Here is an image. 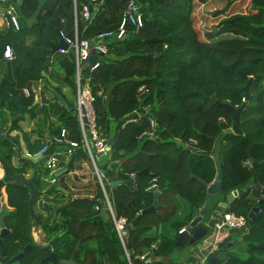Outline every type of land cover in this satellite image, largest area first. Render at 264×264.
Returning a JSON list of instances; mask_svg holds the SVG:
<instances>
[{"label":"trees","instance_id":"trees-1","mask_svg":"<svg viewBox=\"0 0 264 264\" xmlns=\"http://www.w3.org/2000/svg\"><path fill=\"white\" fill-rule=\"evenodd\" d=\"M137 1L146 8L142 26L138 30L127 26V33L120 39L115 34L106 37L107 53L99 58L95 69L88 66L84 70L81 80L84 83L86 79L95 97L99 131L107 136L112 133L115 140L106 156L119 164L108 179L122 181L112 188V201L116 215L129 220L125 244L131 262L144 264L138 256L150 250L154 253L151 264H170L165 258L176 248L178 231L206 200V188L199 179L207 184L214 180V138L224 134L219 147L223 194L249 185L245 194L234 198L223 211L246 218L241 236L248 255L241 258L227 253L225 264H264V204L252 218L248 217L254 201L264 197V0ZM84 4L93 15L89 23L81 17ZM94 5L88 0L17 1L19 16L26 23L20 21L19 30L0 33V59L5 45H11L15 58L5 62L9 81L4 85L24 105H31L34 96L25 97L22 89L39 79L48 80V55L58 41V32L73 35L74 7L79 36L94 39L99 33L117 31L124 11L121 0H103L96 8ZM236 7L244 10L236 11ZM57 61L65 76L51 72L49 77L75 88L73 62L66 55L58 56ZM249 77L248 98L244 99L243 87ZM142 85L145 92L141 103L151 108L136 119L132 112L140 106L138 89ZM226 102L237 107L244 104L241 133L231 130L232 114L220 105ZM55 109L60 124L54 133L66 127L70 137L79 140V124L72 109ZM149 116L157 123L158 140L144 133L150 129ZM2 140L9 145V157L13 152L11 142ZM77 153L88 158L81 149ZM76 154L69 164L77 159ZM249 155L253 164H248ZM101 167L105 170L106 164ZM10 172L21 175L24 168L10 167ZM138 172L129 183L127 180ZM153 178L162 190V205L142 213L154 200L153 190H146ZM91 185L95 190L91 197L69 198L55 210L52 220H41L33 203H28L29 189L18 182L7 183L2 200L16 212L5 220L10 232L0 246V264L28 243L31 248L17 260L19 264H58L42 260L45 252L31 235L33 222L41 224L49 243L55 238L52 250L59 259H69L79 241V264H104V257L108 264H127L106 211L103 207L95 210L103 198L101 188L94 178ZM34 191L33 200L38 195ZM177 198L187 206L184 220L177 218ZM165 223L175 232L174 237L158 231Z\"/></svg>","mask_w":264,"mask_h":264},{"label":"crops","instance_id":"crops-1","mask_svg":"<svg viewBox=\"0 0 264 264\" xmlns=\"http://www.w3.org/2000/svg\"><path fill=\"white\" fill-rule=\"evenodd\" d=\"M97 6L98 5L95 4L94 8H96ZM2 8H3L2 5H0V12ZM20 21H22V24L26 23L21 18ZM11 29L12 28L10 27H6L0 18V33H5L7 30H11ZM90 55H96L98 57V54L96 53L95 50H92ZM58 56H62V54H56L53 60L49 62L48 72H47L48 80L39 79L31 83V86L29 88L31 90L30 94H33L34 96L33 103L29 106H26L19 101L23 106H26V111L23 116L15 119V115L18 113L17 107L8 100L5 99L2 101L0 100V133H8L10 136L16 139V143L9 140L11 142L10 146L12 147L13 152L8 157L9 145L3 144L4 141L2 140V138L5 137L0 136V153L3 154L0 157L4 159L9 169L10 167L16 169L24 168V172L21 175L25 179L28 180L31 179L33 181V188L38 191V195L34 200L32 199L31 202L33 203V210L35 214L41 220L43 219L52 220L55 217V210L58 207L65 204L69 198L91 197L95 192L93 186L91 185V180L93 177L92 175L89 176L88 172L86 171L89 169V166L91 165L90 161L88 160L87 157L81 156L78 153L76 154V152L79 149H76L74 151V153L77 155V159L72 164H69V160L71 157L69 158L62 157V162H61L62 165L54 166L51 169H48L45 166L44 155H40V157L37 160H33L22 156L23 153L34 154V155L38 154L37 153L38 150L44 144L46 139H48V134L52 135L56 131L57 126L60 124V122L58 120V115L56 114L55 107H65L66 109L68 108L67 109L68 111L74 109L75 88L73 87V85L69 82L53 80L49 77V74L51 72L58 73L61 77L65 76L63 68L57 61ZM6 61L7 59H5L4 57L3 59H0V79L4 76L6 70L8 71V69L4 70V65ZM89 65H90L89 61L83 64L81 69V80L84 77L83 76L84 70ZM73 80L75 83V79ZM84 83L87 84L86 79ZM37 85H39L40 88H38ZM4 89L8 93L12 94V92L8 90L5 87V85H4ZM53 89L56 90L63 97V101H61L56 97V95L53 93ZM14 120H17V122H14ZM52 146L55 145H51V148ZM55 149L57 150L59 148L55 147ZM82 151L84 152V150ZM101 156L103 155H100L99 158ZM118 164L119 162L107 161L106 169L105 170L102 169V170L105 172V174L108 177L112 173H114V171L117 169ZM99 166L101 167L102 164H100ZM54 173L55 176L53 175ZM69 174H71L72 177L68 180L67 176ZM112 181L108 179L106 183V190L109 195H112V188H113L111 184ZM6 184H4L1 187V194H0V210L2 208H6L7 210V213L4 215V222L8 216L14 215L16 212L15 208L7 206V204L3 203L2 199L4 198V195L6 193L5 192ZM72 190H74V192H71ZM177 202H178L177 218L179 220H184L187 214V206L179 198H177ZM219 217L220 215L213 214L210 220H204L203 223H201L202 226L207 228V233L200 240H197L192 244L186 243L191 245L189 247H185L186 244H184L183 246H176V248H174L177 249V247H183L182 250H185L187 248V250H185L188 253L187 257L178 258L177 259L178 264H204V263L206 264L208 258L206 259L205 262V257L207 256L208 253V247L206 246V244L203 243V240L205 238L212 239L213 225L215 221L219 219ZM57 219H59V215L57 216ZM159 226H160L158 228L159 232H163L165 235L168 236H173V237L175 236V232L169 228L168 223L161 224ZM8 229L10 232V228ZM242 231L243 228L229 229L228 236H232L231 239L232 243H234L235 241L234 239L235 234H237L239 237H242L241 236ZM59 234L62 235L63 232ZM31 235L33 237V240L36 243H38L40 247L49 244V239L47 238L46 233L43 231L41 224L33 222V225L31 227ZM0 246H2V244H0ZM221 250L223 249L220 248L218 250H215L213 253H215L216 255ZM149 255H151L150 250H149ZM170 255H168L165 258L166 262H168L167 260ZM150 257L153 256L151 255ZM169 261L171 260L169 259ZM6 262H4L3 264H5ZM151 262H152V258H149L148 264H151ZM174 262L175 261L169 263L177 264ZM144 264H147V262L146 263L144 262ZM216 264H225V263L222 261H217Z\"/></svg>","mask_w":264,"mask_h":264},{"label":"built area","instance_id":"built-area-1","mask_svg":"<svg viewBox=\"0 0 264 264\" xmlns=\"http://www.w3.org/2000/svg\"><path fill=\"white\" fill-rule=\"evenodd\" d=\"M92 4H101L103 0H88ZM0 5H2V10L0 12V18L6 27H10L14 30L20 29V16L18 12L17 0H0ZM91 12L87 4L82 6L81 17L83 20L91 18ZM128 21L129 26H132L134 30H138L143 24V11L141 5L137 0H127L126 6L124 7L121 23L118 26L116 32H103L95 36L94 39H87L79 36L78 33V14L76 8L74 7L73 13V35L69 36L60 30L59 37H61L67 44V48H59L55 51H51L48 55L49 62H51L56 54L66 55L69 61L73 62L75 66V106H74V116L76 117L81 137L79 140L70 137L69 130L66 127H61L57 133L50 135L44 144L38 150L39 155L45 156V166L51 169L54 166L62 165V157L69 158L72 156L76 149L84 150L88 155V160L90 161L92 167V177L99 184L101 191L103 193V198L100 204L95 205V210H100L102 207L106 211L107 218L113 223L114 229L117 233L120 244L123 248L124 255L127 260V264H132L130 253L126 248V238L128 234L129 220L125 216H118L115 213L114 205L112 201V195H109L106 190V183L108 180L107 175L99 166L97 160L99 157L96 153L105 152L107 146V135L102 134L99 131L96 113L94 109L95 97L92 94L91 88L88 84L81 81V69L84 63L88 62L89 56L92 50H95L98 54L97 60L93 65H89L90 70L95 69L98 65V59L107 53V45L105 42L106 37L113 36L120 39L127 33L126 22ZM70 49L73 50V54L70 53ZM3 57L7 60H12L15 58L14 51L11 45L6 44L3 50ZM40 88L39 85H37ZM145 92L144 86H140L138 89V99L140 101V106L138 109L134 110L132 114L135 115L137 119L139 116L145 115L151 107H146L141 103V96ZM22 93L25 96H29L31 90L29 87H24ZM237 107V106H235ZM132 118V120H136ZM150 122V129L144 132L151 139L158 140V135L156 133L157 123L155 119L151 116L148 117ZM190 142L195 143L194 139H190ZM51 145H55L59 149L51 150ZM190 148L189 143L187 144ZM132 177V176H131ZM159 190L156 178H153L150 184L147 186L146 190ZM102 210V209H101ZM246 226V218L241 215H235L230 212H222L219 219L215 221L213 225L212 239L205 238L203 243L208 247V253L205 257L206 259L215 250H218L219 243L226 238L229 233V229L232 228H244ZM185 227V226H184ZM182 227L179 231L183 230ZM178 231V232H179ZM139 259L143 263L149 262V250L140 254ZM205 264V263H204Z\"/></svg>","mask_w":264,"mask_h":264},{"label":"water","instance_id":"water-1","mask_svg":"<svg viewBox=\"0 0 264 264\" xmlns=\"http://www.w3.org/2000/svg\"><path fill=\"white\" fill-rule=\"evenodd\" d=\"M21 1L22 0H18L19 3ZM121 2L123 4V6L125 7L127 0H121ZM141 9H142V11L146 10V8L144 6H141ZM92 16L93 15H91V17ZM90 20H91V18L85 20L84 23H89ZM126 25L129 26L128 21L126 22ZM59 48H67V44L65 43V41L61 37L58 38L57 42L52 44L51 50L55 51ZM69 51H70V53L73 54L72 49H70ZM96 60H97L96 55H90L89 56L88 61H89L90 65H93ZM100 61L101 60L98 59V62H100ZM250 80H251V77H249L248 82L243 87L244 94H245L244 99L248 98V88H249ZM7 81H9V75H8V71L6 70V73L0 79V100L1 101L4 99L8 100L17 107L18 113L15 115V119H16V118H19V117L24 115V113L26 111V106H23L19 102V100L16 96L8 93L4 89V84ZM53 93L56 95V97L58 99L63 101V97L56 90L53 89ZM220 105L226 111H228L232 114L231 130L233 132H236V133H241L242 131H241V127H240V121H241V112L244 108V104H242L241 106H238V107L230 105L227 102L222 103ZM0 136H3L6 139L11 140L14 143H16V139L13 138L12 136H10L8 133H0ZM49 136L50 135L48 134V138H49ZM223 138H224V134H221L217 138H214L215 145H214V150L211 153V157L213 158V160L215 162V166L217 167V170H216V173L214 176V180L207 184L204 181H202L201 179H199L201 184L203 186H205V188H206V192H207L206 200H205L204 204L201 206V208L199 209L198 213L189 221V223L184 227L183 230L178 232L177 238L175 241L176 246H183L186 243L192 244L195 241L200 240L207 233V228L202 226L201 223H203L204 220H210L211 216L213 214L221 215L222 212L228 207L229 203L234 200V198L244 195L245 192L249 188V185H245L243 188L234 189L226 195L223 194V183H222L223 172H222V168L220 167L221 162H220V157H219V147H220V143L223 140ZM114 143H115V140L112 137V133H110L108 140H107V146L105 148L106 153H110L111 147L114 145ZM102 154H103L102 152H99V153L97 152L96 156L99 157ZM22 156H24L26 158L33 159V160H37L40 157L39 154L34 155V154H28V153H23ZM262 162L263 161H261L259 163H262ZM253 163H254V160L249 155L248 164H253ZM0 164H1V168L3 169V176L0 178V194H1V187L4 184H6L8 182H18V183L23 184L29 188L30 197L28 199V203H31L32 199L35 196V192H34V188H33V181L31 179H29V180L25 179L22 175H13L10 172L9 167L7 166V164L5 163V161L2 157H0ZM145 170H143V171H145ZM139 173L140 172L136 173L127 181L129 183L133 182V180L135 179V177L137 175H139ZM121 182L122 181H120V180H115V181H112L111 184L114 187L116 185H119ZM153 193H154V200H153L152 204L149 207L142 210V213L154 211L162 205L161 202L159 201L162 190L157 189V190H154ZM212 202H215V203H212ZM260 204H264V197L254 201L253 207L251 208V210L248 213L249 218H252L256 214V212L259 210ZM6 213H7L6 208H2L0 210V244H2V240H3L4 235L9 232V229L6 227L5 222H4V215ZM59 236H61V234H59ZM231 239H232V236H227L226 238H224L219 243L218 248L219 249L221 248L223 250L218 252L216 255L211 256V258L209 260L210 264H216L217 261H222L224 263L226 262L228 249L232 250L234 247L233 243L231 242ZM53 241L51 243L47 244L46 246H41V248L45 252V257L42 259L43 261H51V262H56V263L58 262V264H79L76 262V250L79 247V243H80L79 241L77 242V244L75 246V250L73 251L72 256L69 259H66V258H60L59 259L58 258V255L56 253H54V251L52 250V247H51V244L53 243ZM30 248H31V244L30 243L26 244L20 252H18L13 257H11L5 264H10L12 262L17 261ZM151 255L153 256L154 253L151 252ZM104 264H108L106 257H104Z\"/></svg>","mask_w":264,"mask_h":264},{"label":"rangeland","instance_id":"rangeland-1","mask_svg":"<svg viewBox=\"0 0 264 264\" xmlns=\"http://www.w3.org/2000/svg\"><path fill=\"white\" fill-rule=\"evenodd\" d=\"M243 6H246V5H244V3L242 4ZM207 8V7H206ZM249 5H247L244 9L245 10H249ZM244 9H242V8H235V10L236 11H243ZM73 105V104H72ZM71 113H72V115L74 114V109H72L71 111H70ZM107 156H106V154H104L103 156H101V160L100 161H98V163L100 164H102V165H105L106 163H107ZM215 162H213V165H215L214 164ZM87 172H88V175L89 176H91L92 175V167H91V165L89 166V169L88 170H86ZM54 176H55V173L53 174ZM72 177V175L71 174H69L68 176H67V179L69 180L70 178ZM90 180H91V178H90ZM92 180H93V178H92ZM91 180V184L93 183V181ZM71 192H74V190H72ZM234 239H235V241H234V243H233V246L235 245V248L233 247V249L232 250H230V249H228V253H233V254H237V255H239L241 258H245V257H247V255H248V252H247V249H246V242H245V240H244V238H242V237H239L237 234H235V236H234ZM189 246H191L190 244H186L185 245V247H189ZM191 248V247H190ZM183 249V247H177V249H174L173 250V252H172V254L169 256V258H168V262H173V261H175L174 263H177V259L178 258H182V257H187V255H188V253L185 251V250H187V248L185 249V250H182ZM235 249V250H234ZM229 251H231V252H229ZM186 252V253H185ZM169 259L171 260V261H169ZM12 264H18L17 262H13ZM178 264V263H177Z\"/></svg>","mask_w":264,"mask_h":264}]
</instances>
